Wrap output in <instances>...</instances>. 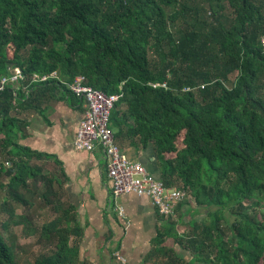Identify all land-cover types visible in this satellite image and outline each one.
Returning <instances> with one entry per match:
<instances>
[{
	"label": "trees",
	"instance_id": "1",
	"mask_svg": "<svg viewBox=\"0 0 264 264\" xmlns=\"http://www.w3.org/2000/svg\"><path fill=\"white\" fill-rule=\"evenodd\" d=\"M262 35L264 0H0V78L15 67L28 77L0 91V264L15 263L2 231L11 224L54 247L36 264L77 258L72 208L46 155L21 138L44 100L78 96L79 75L123 94L111 118L117 140L153 146L159 178L186 193L176 219L161 215L147 262L264 264V223L252 213L264 203ZM38 199L54 217L31 226L16 209Z\"/></svg>",
	"mask_w": 264,
	"mask_h": 264
},
{
	"label": "crops",
	"instance_id": "2",
	"mask_svg": "<svg viewBox=\"0 0 264 264\" xmlns=\"http://www.w3.org/2000/svg\"><path fill=\"white\" fill-rule=\"evenodd\" d=\"M62 95L44 100L28 115L27 134L21 143L46 155L41 162H47L48 176L53 175L54 187L75 215L72 225L80 234L70 240L77 250L71 264H122L116 253L127 264H155L147 259L163 224L158 208L148 197L114 194L102 146L89 151L74 145L85 117V100ZM120 145L157 177L162 176L153 146L144 150L128 143Z\"/></svg>",
	"mask_w": 264,
	"mask_h": 264
},
{
	"label": "built area",
	"instance_id": "3",
	"mask_svg": "<svg viewBox=\"0 0 264 264\" xmlns=\"http://www.w3.org/2000/svg\"><path fill=\"white\" fill-rule=\"evenodd\" d=\"M264 49V35L260 39ZM53 72L50 76H55ZM49 75L34 73L32 81L46 80ZM28 80L20 67L10 69V74L1 76L0 91L7 84L19 86L21 81ZM160 86L159 84L155 87ZM161 86L167 87V84ZM72 90L86 103L85 117L76 131L74 145L78 150H94L98 145L105 151L108 163V176L111 180L114 194H136L150 198L160 214L167 220L178 217L177 208L186 199V193L179 188H169L164 181L151 172L143 163L130 157L129 153L117 140L116 130L112 126V112L122 93H107L89 83L84 75H79L71 84ZM124 211H122L123 213ZM116 258L122 264H127L124 257L116 253Z\"/></svg>",
	"mask_w": 264,
	"mask_h": 264
},
{
	"label": "rangeland",
	"instance_id": "4",
	"mask_svg": "<svg viewBox=\"0 0 264 264\" xmlns=\"http://www.w3.org/2000/svg\"><path fill=\"white\" fill-rule=\"evenodd\" d=\"M0 160H4L1 158ZM4 181H7V178H4ZM33 191V182L31 180ZM46 185H39L37 187L38 193L40 194L41 189L45 190ZM57 186H53L55 190ZM35 189V186H34ZM49 190V189H48ZM30 198H33V193H27ZM33 200V199H32ZM17 213H27L31 218V226L36 224L41 226L44 222L50 220L52 215L47 205H45L44 201L38 199L34 206L29 208H24L23 206H18L16 209ZM205 211L202 210V213ZM252 213L264 223V203L260 204L258 209H254ZM204 218V216L200 217V219ZM7 215H0V220H6ZM4 235L6 236L9 242L15 241V263L14 264H36V259L40 256H47L52 254L53 246L48 243L46 240H40L37 236H33V234H27L24 227L22 225H12L9 231L2 230ZM170 245L173 244V241H169ZM180 252H183V249L179 248ZM186 261H189L192 257L189 253H183ZM199 264V263H196Z\"/></svg>",
	"mask_w": 264,
	"mask_h": 264
}]
</instances>
